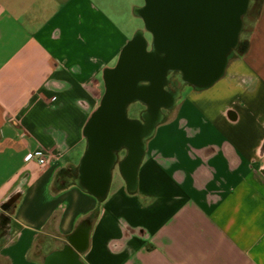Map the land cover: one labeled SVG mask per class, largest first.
Segmentation results:
<instances>
[{"label": "crops", "instance_id": "obj_1", "mask_svg": "<svg viewBox=\"0 0 264 264\" xmlns=\"http://www.w3.org/2000/svg\"><path fill=\"white\" fill-rule=\"evenodd\" d=\"M251 3L223 73L183 86L132 176L124 148L97 196L81 186L84 126L138 31L128 2L0 0V264L66 243L82 264H264V0ZM36 150L44 164L24 159Z\"/></svg>", "mask_w": 264, "mask_h": 264}, {"label": "water", "instance_id": "obj_2", "mask_svg": "<svg viewBox=\"0 0 264 264\" xmlns=\"http://www.w3.org/2000/svg\"><path fill=\"white\" fill-rule=\"evenodd\" d=\"M249 0H144L138 15L152 36L150 48L137 31L122 48L114 67L104 72V94L84 126L87 146L81 160V186L97 196L107 191L117 152L126 149L123 163L133 171L145 142L163 116L143 125L127 116V105L144 101L159 110L174 104L183 85H211L224 71L238 42ZM174 72L173 94L165 95L167 73ZM146 82V83H143ZM138 138V139H136ZM42 264H82L71 244L48 253Z\"/></svg>", "mask_w": 264, "mask_h": 264}, {"label": "rangeland", "instance_id": "obj_3", "mask_svg": "<svg viewBox=\"0 0 264 264\" xmlns=\"http://www.w3.org/2000/svg\"><path fill=\"white\" fill-rule=\"evenodd\" d=\"M128 7H127V16L132 21V25L135 27V29H138V31H142L144 37L148 41V49L150 48V44L152 41L151 34L144 29V22L141 17L135 16L133 14V6L136 7H142L144 5V0H127ZM251 2L253 0H249V4L251 6ZM256 10H252L251 13H248L243 17V25H242V31L239 35V39L243 38L247 34L252 32L253 29V23H254V17H255ZM134 31L132 32L130 39L134 36ZM117 63V62H116ZM115 66V65H114ZM184 86V87H183ZM183 94L190 88L188 84L183 85ZM141 107V103L139 101H132L127 105V116L130 119H134L137 117V111ZM123 149L119 150V153H121Z\"/></svg>", "mask_w": 264, "mask_h": 264}, {"label": "flooded vegetation", "instance_id": "obj_4", "mask_svg": "<svg viewBox=\"0 0 264 264\" xmlns=\"http://www.w3.org/2000/svg\"><path fill=\"white\" fill-rule=\"evenodd\" d=\"M173 75H174V72H171V71L168 72L166 75L167 81H166V84L162 87V91L165 95L174 93V89L172 87L171 80H170ZM143 83H146V82H143ZM139 102L141 103V107L137 111V117L134 118L139 123V125H143L146 122V120L155 118L157 114L164 116V114L167 113L172 107L171 104L164 103V105H162L160 109L158 110L155 105L148 104L147 102H144V101H139ZM121 149H124V147ZM118 152H117V158H118ZM116 162H117V159H116ZM123 167H124V172L128 176V178L132 176V171L134 168L133 163L126 162L123 164Z\"/></svg>", "mask_w": 264, "mask_h": 264}, {"label": "trees", "instance_id": "obj_5", "mask_svg": "<svg viewBox=\"0 0 264 264\" xmlns=\"http://www.w3.org/2000/svg\"><path fill=\"white\" fill-rule=\"evenodd\" d=\"M11 232L9 218L4 213H0V245L9 239Z\"/></svg>", "mask_w": 264, "mask_h": 264}, {"label": "built area", "instance_id": "obj_6", "mask_svg": "<svg viewBox=\"0 0 264 264\" xmlns=\"http://www.w3.org/2000/svg\"><path fill=\"white\" fill-rule=\"evenodd\" d=\"M33 157L36 158L40 164H44L47 161V156L43 150H36L33 154H27L24 159L29 160Z\"/></svg>", "mask_w": 264, "mask_h": 264}]
</instances>
